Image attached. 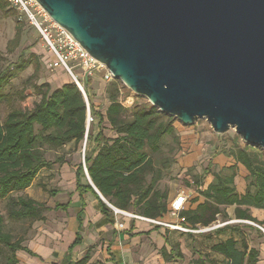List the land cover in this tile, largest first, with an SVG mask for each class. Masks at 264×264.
I'll list each match as a JSON object with an SVG mask.
<instances>
[{
  "label": "trees",
  "instance_id": "1",
  "mask_svg": "<svg viewBox=\"0 0 264 264\" xmlns=\"http://www.w3.org/2000/svg\"><path fill=\"white\" fill-rule=\"evenodd\" d=\"M0 14L3 17L14 15L17 19L16 12L9 9L3 0H0ZM20 36L21 28L16 26L13 38L7 43V53H12L17 48ZM32 64L40 65L38 57L33 54L28 57L21 55L15 63L1 70L0 92L17 73ZM89 81L87 80V84ZM120 85L118 80L109 84L108 106L104 116L96 112L94 105L89 103L92 123L98 120V125L108 127L114 133L112 138H105L102 130L94 137L86 131V104L81 92L72 82L51 92L48 84L35 86L33 90L39 100L33 107L30 110L14 109L0 123V199L27 189L42 169L51 167L52 163L44 159L46 152L62 148L71 142L77 146L84 141L86 135L85 147L89 142L94 143L96 154H88L84 148V165L91 185L84 176L81 164L75 170V189L80 195H93L103 215H108L110 210L95 190L108 205L119 211L136 210V215L153 220L167 215L168 195L154 191L152 181L147 183L146 179L154 173L150 154H158L162 141L173 136V124L177 121L149 103L134 105L132 109L125 108L118 100ZM2 100H6V96L0 95V102ZM247 149L248 147H242L235 151L221 152L219 155L232 159L234 164L216 173L207 169L204 171V181H196L197 197L187 208L184 206L178 215L181 227L189 231L207 228L216 221L217 216L226 218L222 210L225 207H234L236 220L264 225L249 213V209L264 210V152L257 149L258 154H250ZM240 166L247 173L244 176L246 184L243 194H238L234 185L235 171ZM155 176L156 179L159 178V172H155ZM84 178L85 185H82L81 180ZM11 204L8 217L13 221H41V212L47 210L26 198L12 200ZM68 207L69 203H57L54 210L65 211ZM77 222L80 228L79 214ZM1 223L0 216V244L7 251L3 264H17V252L33 255L20 241L12 242L2 232ZM226 230L232 232L237 231V228L226 226L216 234L225 233ZM80 243L81 238L77 233L67 254L70 255L71 250ZM210 252L221 256V264L257 262V253L249 249L245 241L242 249L237 248L232 239L221 241L213 245ZM161 255L165 262L183 259L178 252L168 254L162 250ZM87 258L76 263L69 261L68 264H85ZM191 263L217 264L214 260L201 257Z\"/></svg>",
  "mask_w": 264,
  "mask_h": 264
},
{
  "label": "water",
  "instance_id": "2",
  "mask_svg": "<svg viewBox=\"0 0 264 264\" xmlns=\"http://www.w3.org/2000/svg\"><path fill=\"white\" fill-rule=\"evenodd\" d=\"M35 1L159 112L264 152V0Z\"/></svg>",
  "mask_w": 264,
  "mask_h": 264
},
{
  "label": "rangeland",
  "instance_id": "3",
  "mask_svg": "<svg viewBox=\"0 0 264 264\" xmlns=\"http://www.w3.org/2000/svg\"><path fill=\"white\" fill-rule=\"evenodd\" d=\"M16 26L21 28L19 44L12 53H7L6 46L13 38ZM30 54L38 57L40 65H29L3 86L0 95L6 96V100L0 102V123H3L8 113L14 109L30 110L33 107L34 103L39 100L33 90L35 86L48 84L51 92L60 86V83L56 82L59 74L65 75L71 82V79L61 70L50 71L46 68L50 54L40 42L37 33L26 22L18 21L14 15L3 17L0 14V55L2 56L0 71L15 63L21 55L28 57ZM96 79L99 81L94 83L98 90L95 95L96 100L93 97L94 106L98 108L96 112L105 113L106 101L108 102V86L114 80L105 83L99 76ZM120 84L118 100L125 108L132 109L134 105L148 103L145 98L134 95L121 82ZM84 85L87 89V80H84ZM86 91L88 92V90ZM87 92L88 102L91 103L92 99ZM173 126L175 130L173 136L166 137L162 141L158 154H150L154 173L147 177L146 182L152 181L153 190L161 194H167L174 198L177 196L185 197L186 207L197 197L196 181H204V171L207 169L211 173H216L221 170L213 164L214 158L219 156L221 152L248 147L247 151L250 154H258L257 149H260L245 144L234 129L228 130L223 135L215 134L204 119L196 121L191 126H183L178 122H175ZM86 130L93 137L99 130H102L105 136H108L109 132L108 127L98 125V120L96 123H90ZM83 144L84 141L75 146L71 142L62 148L46 152L44 159L52 163L51 167L42 169L27 189L11 193L7 198L0 199L2 232L8 235L12 242L20 241L22 246L38 256V258H30L17 252V264H63V254L74 240L76 232L75 213L78 209L71 207L66 212H60L54 211L53 207L55 203L65 204L68 200V194L74 192V172L77 166L80 164L82 166ZM93 146V143H87L85 152L88 153ZM193 158L196 160L189 168L183 167L179 162L180 159L191 161ZM243 170L240 166L235 171V188L240 179H244V184H246L241 173L244 176H247V173ZM155 172H159L157 179ZM82 183H85L84 179ZM17 198L30 199L47 209L41 212L42 220L13 221L9 219L8 212L12 207L11 202ZM199 201L202 200L199 198ZM222 210L223 213L228 210L232 211L233 214L234 207ZM127 211L137 214L136 210L129 209ZM82 219L85 227L84 216ZM171 220L175 225L176 219L171 218ZM226 221V219H222L220 222ZM114 222L116 230L121 231L122 222L117 219ZM238 224L239 226H237ZM256 226L247 223H232L229 228H237V231H229L221 235L215 233L214 237L211 234H205L204 237L198 238L196 234H190V236L188 234L186 239L183 240L182 238L178 243L179 250L184 251L185 249L184 252H187L184 259L178 264H192V261L197 260L196 253H201L205 258H213L217 264H221L222 258L212 256L205 246L208 248L212 241H222L224 238L235 241L239 249H242L244 241L247 242L249 249L257 253L256 264H264V234L260 230H264V226H258L260 229ZM192 232L196 233L195 231ZM107 234L109 232L84 228L80 234L82 244L73 250L72 261L78 262L84 257H88L85 264H114L111 259H115L117 264H162L160 249L154 239H148L145 236L133 240L116 241V247L106 248L109 240V237L106 238ZM6 255V249L0 244V264L4 263Z\"/></svg>",
  "mask_w": 264,
  "mask_h": 264
},
{
  "label": "crops",
  "instance_id": "4",
  "mask_svg": "<svg viewBox=\"0 0 264 264\" xmlns=\"http://www.w3.org/2000/svg\"><path fill=\"white\" fill-rule=\"evenodd\" d=\"M98 81H99V79L93 78L87 84V89L86 90H88L87 93H88V96H90V99H92L91 103L93 105H94L95 100H96L95 99V95L97 94V91H98L95 88L94 83H96ZM56 82H59L60 86H62L63 84L70 83L68 78L65 75H62V74L58 75V78L56 79ZM93 97H94L95 100L93 99ZM106 103H107V106H108V102L107 101H106ZM107 106H105V110H106ZM94 107H95V110L98 111L97 110L98 108L96 106H94ZM99 113H100V115L104 116V112L103 113L99 112ZM103 122L105 123V120ZM108 131H109L108 132V136H105L103 134L104 137L105 138L114 137V133L111 130H108ZM93 145H94L93 148H91L88 151V154L92 153L93 156H94L96 154V152H95V144L93 143ZM195 160H196V158H193V160H191V161H187V160H183L182 161V159H180L179 162H180V164L183 167L189 168V167H191V165L193 164V162ZM213 164H214V166H218L219 169H222V168H226V167H229V166L233 165L234 162H233L232 159H228V158L223 157L222 155H219V156L214 158ZM74 174H75V172H74ZM241 175L244 177V174L241 173ZM85 178H87V177L85 176ZM85 178H84V180H85ZM82 180H81V183H82ZM82 185H85V183H82ZM244 189H245L244 180L240 179L238 181V186L236 187L237 193L238 194H243L244 193ZM73 193H75V194L73 195ZM73 193H69L68 194V200H67V202L65 204L69 203V207L65 211L54 210V207H53L54 211H60V212H66L71 207H73L75 209L76 208L78 209V211L75 213L76 232H75V235H74V240L68 246L67 250L63 254V264H68L69 261L71 263H76V262L72 261L71 255H72L73 250L76 247L81 246V244H82V237H81L80 234H81V232H82V230L84 228H92V229L94 228L96 231L109 232V234L106 235V238L109 237V240H108L106 248L116 247V241L120 242L122 240H133V239H137L139 237H145V236L148 239H154V241L157 243V246L160 249V253L159 254H160V257L162 259V264H178L180 261L165 262L163 260V258H162L161 251L165 250L168 254L170 252L171 253L178 252V253H180L182 255V257L184 259V256L187 254V252H184V251H186L185 249H184V251L183 250L181 251V249L179 250L178 243H179L180 240H182V238H183V240L186 239L188 234H189V236H190V234H196V235H198L197 236L198 238L204 237L203 235H205V234H211V236H213L218 230H221V229H223L226 226L229 228L230 224H232V223H240V222L244 223V220H236L235 219L234 210H233V214H232V211L230 212V211L226 210L224 212L225 215H226V218H225L227 220L226 222H222L221 223L220 221H222V218L220 216H217L216 217V221L209 226V227H213V226L218 225L217 228H214V229H212L210 231H207V232H200L199 231L200 229L195 231L196 233H194L192 231L191 232H182L180 230H174V229L166 228V227H163V226H155V225L149 224L147 222L141 221L139 219H134V218H131V217H128V216H124V215H120V214L116 215V214H114V211H113V209H115V208H113L110 205H108L105 200L102 201L100 199L104 204H106V206L110 210V213L108 215H103L102 213H100L99 207H98V202L93 197V195H91L90 193H84V194L80 195L76 191V189H75V181H74V192ZM177 197L174 198V197H170L168 195V208L170 207V205L173 203V201ZM55 204H57V203H55ZM55 204H54V206H55ZM58 204H60V203H58ZM65 204H60V205H65ZM186 205L187 204H185V207H186ZM226 208H231V207H225V208H222V209H226ZM123 212H126L127 214H130V215H133V216H138L135 213L130 212V211H123ZM249 213L258 222L262 223L264 221V210L249 209ZM78 214H79V216L81 218V226H80V228H79V224L77 222V215ZM82 216H84V218H85L84 219L85 223H86L85 227L83 226ZM142 218H144V217H142ZM115 219H117V220L122 222V230L121 231H117L116 230L115 225H114ZM145 219H149V218H145ZM157 220H160L161 222L163 221V223H174V222H172L173 220H171V217L168 214L165 215L164 217L160 218V219H157ZM245 222H248V221H245ZM248 223H250V222H248ZM237 226H239V224ZM229 231L230 230H226L225 233H227ZM77 233L79 234V236L81 238V243H80V245L75 246L71 250L70 255H68L67 254L68 253V249L74 243ZM222 234H224V233H222ZM219 235H221V234H219ZM113 236H116V238H113ZM228 239L229 238H224L222 241H225V240H228ZM220 242L221 241H212V243L208 245V248H207V246H205V248L209 249V253H211L210 252V248L213 245L218 244ZM19 253H23L26 256L30 257V258H38V256L36 254L32 253V252L31 253L33 255H28L25 252H19ZM211 255L212 256L221 257V256L213 254V253H211ZM196 256H197V259L199 257L205 259L204 255H201V253L200 254L196 253ZM113 257L115 258V255H113ZM206 258L210 259L208 257H206ZM211 260H213V258H211ZM113 261H114V264H115L116 263L115 259H111V262H113Z\"/></svg>",
  "mask_w": 264,
  "mask_h": 264
},
{
  "label": "built area",
  "instance_id": "5",
  "mask_svg": "<svg viewBox=\"0 0 264 264\" xmlns=\"http://www.w3.org/2000/svg\"><path fill=\"white\" fill-rule=\"evenodd\" d=\"M3 2L9 9L16 12L18 21L26 22L37 33L40 42L50 54V59L47 62L46 68L50 71L61 70L71 79V82L81 92L86 104V126H88L92 123V119L90 116L89 102L86 96L84 80H91L99 76L103 82L109 83L114 80L112 75L104 65L98 63L89 56V54L65 29L53 22L35 0H3ZM84 148L85 142L82 148V168L84 175L87 177L84 165ZM185 204L186 198L178 196L168 209V215L171 218L176 219L175 225L174 223L168 224L163 223L160 220H151L139 216H133L117 209H113V211L116 215L120 214L139 219L155 226H163L174 230H180L182 232H191L181 227L178 222V215L183 211ZM244 223L256 226L253 223L245 221ZM217 227L218 225L204 228L200 230V232H207ZM256 227L259 228L258 226Z\"/></svg>",
  "mask_w": 264,
  "mask_h": 264
},
{
  "label": "bare ground",
  "instance_id": "6",
  "mask_svg": "<svg viewBox=\"0 0 264 264\" xmlns=\"http://www.w3.org/2000/svg\"><path fill=\"white\" fill-rule=\"evenodd\" d=\"M122 226V225H121Z\"/></svg>",
  "mask_w": 264,
  "mask_h": 264
}]
</instances>
